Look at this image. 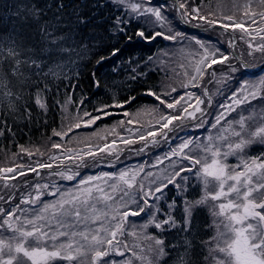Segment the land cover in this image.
I'll list each match as a JSON object with an SVG mask.
<instances>
[{"label": "snow or ice", "instance_id": "obj_1", "mask_svg": "<svg viewBox=\"0 0 264 264\" xmlns=\"http://www.w3.org/2000/svg\"><path fill=\"white\" fill-rule=\"evenodd\" d=\"M115 2L124 7L126 14H134L131 18H149L145 19L144 23L152 25L155 30L146 34L145 28L138 27L134 35L141 40L151 42L159 37L176 43L191 39L198 46L195 49H180L181 55L188 60V68L191 69L190 72L184 73L186 82L181 86L185 89L200 87L205 74L215 77V71L209 73L208 70L229 60V55L211 43L188 37L181 31H173L169 21L176 17L196 28H219L223 34H234L239 30L240 39L244 40L249 49V56L257 52L264 54V0H230L231 7H227L225 0H216L215 5H212L211 0H171L170 5L165 3L155 6H146L151 5V0ZM165 9L174 11L175 16L166 15ZM130 22L131 19L114 17V27L120 33L126 32L124 25ZM43 34L48 39L50 55L65 50L59 37L52 36L46 29ZM127 39L131 41L132 36H127ZM235 39L234 35L229 36L230 48L235 47ZM119 51L118 48L113 49L112 55H117ZM41 59L42 57L35 54L28 55L15 42L11 45L0 43V87L5 89L4 95H14L9 87L11 78L26 77L25 69L42 71ZM240 67L244 72L239 87L227 97L231 103H221L219 108L222 111L214 115V122L210 124V128L218 129L217 133L206 136L202 141L188 135H178L189 126L187 122L190 120H198L197 127L205 123L206 112L202 107L205 100L201 96L188 91L177 98L164 99L165 96L175 93L176 87L162 94L151 90L146 93L148 96H154L163 109L170 111L152 109L151 112L155 113V123H150L149 130L141 132L138 140L145 142L144 147L149 144L158 145L161 141L179 140L180 143L171 147L170 151L153 165L156 167L165 159L172 160L176 157L178 159L171 165L173 171H165L162 176L149 180L147 185L141 180L143 168L124 169L117 174L88 176L81 178L74 188L65 190L54 184L36 183L32 191L23 196L15 207H0V264H135L136 261L139 264H156L166 255L164 240L148 235L147 229L153 226L164 231L165 225L170 228L178 225L170 214L167 218L158 220L156 213L159 208L150 201H158L160 196L157 194H162L169 185H175L181 191L186 190L176 183L179 177L187 184L189 177L183 176L184 172L195 178L201 195L194 200H185V228L182 231L188 230L192 212L197 207L206 206L212 217L213 235L203 241L207 251L205 259L210 260L211 264H264V152L252 155L246 151L252 144L264 145V122L249 129L247 121L253 118L252 115H240L239 119L227 121V117L242 105L251 104L257 99L264 100V79L249 84L244 80V76L248 75L247 62H242ZM231 71L235 72L237 68L231 66ZM260 71L264 72V68ZM203 95L208 97L210 107L211 97L206 88L203 89ZM134 99L135 97H132L123 103L115 102L105 107L123 108ZM35 103L46 109V103L39 93L35 97ZM97 111L109 115L104 108ZM123 115L128 117L131 114L124 111ZM84 116L90 117L84 121L85 126L95 124L101 118L92 117L88 112H85ZM138 116L139 113L136 114V117ZM136 117L129 119L127 123L138 122ZM259 117L264 121V111ZM224 121H227L226 125ZM120 123L123 124L124 121ZM80 127L81 122L78 120L65 131L53 130V135L63 140L73 128ZM129 131L131 132V129ZM112 132H115V128ZM119 139L126 145L135 142L123 137ZM115 144L116 141L113 140L111 143L95 145V150L89 146L87 151L66 148L63 149L66 153L64 157L52 154L49 159L59 161L58 168L64 166L65 159L72 160L79 168L84 164L86 157L95 158L99 153L115 155L118 159L121 150L116 149ZM144 147L139 151L143 152ZM51 148L61 150L62 145L53 143ZM21 152L29 157L35 154L23 147ZM36 152L44 155L39 149H36ZM184 161H187V164H183ZM181 164L183 166L177 170V166ZM25 167L24 164L0 167V181H5L6 188L14 187L8 184V180L16 179L17 174L24 176L31 172L39 175L41 169H52L53 163L38 162L35 167H28L27 171H24ZM64 167L65 170L57 171L53 175L68 181L76 180L79 173L73 172L71 167ZM17 169L20 171L17 172ZM153 176L151 172L145 173L144 179ZM157 179L161 182L156 183ZM152 184L156 186L153 188ZM45 196L54 199L45 200ZM5 202L9 203L10 200ZM20 205L28 207L22 208ZM131 205H135V208ZM174 205L175 202L170 204L169 208ZM153 208L154 212L146 211ZM142 215L146 216L147 220L140 226V230L137 231L135 226L128 230L126 225L129 218ZM125 235L140 242L129 245L122 239ZM143 241L150 243L145 246ZM126 252L131 253V258L119 262L113 258L124 257Z\"/></svg>", "mask_w": 264, "mask_h": 264}, {"label": "trees", "instance_id": "obj_2", "mask_svg": "<svg viewBox=\"0 0 264 264\" xmlns=\"http://www.w3.org/2000/svg\"><path fill=\"white\" fill-rule=\"evenodd\" d=\"M165 3L170 5L171 0H151V5L147 6ZM211 3L215 5L216 0H211ZM225 3L227 7H231L230 0H225ZM165 14L170 17L175 16L174 11L169 9H165ZM133 15L126 14L124 7L114 0H0V43L11 45L15 42L28 55L35 54L42 57L40 60L42 71L25 69L26 77L11 78L9 87L14 93L13 96L4 95L5 89L0 87V167H16L18 164L35 167L38 162L53 163V168L42 169L40 176L29 172V175L22 179L20 177L21 180L17 181V184L21 185V189H18L20 186L15 190L13 187L10 189L4 187L6 189L2 191L3 188L0 187V197H3L0 199V207L1 205L15 207L23 196L32 191V184L36 181L61 185L62 179L54 180V176L57 175L53 173L67 165L79 173L77 182L81 178L98 173L117 174L133 166L143 168L141 178H144V174L152 168L151 163L155 164V161L163 158L171 147L180 143L179 140L173 139L144 147L145 142L139 141L138 137L134 136L136 132L148 131L150 123H155L153 119L155 113L151 112L152 109H163L154 96L146 94L149 90L162 94L176 87L175 93L164 97L166 100L177 98L188 91L201 96L205 100V104L202 105L206 112L205 123L197 127L199 121L190 120L187 122L189 126L178 135H188L202 141L210 129V124L214 122V115L222 111L219 105L226 104L227 97L239 87L244 72V69L240 67L241 63L246 61L249 69L258 68L264 63V54L257 52L252 56L248 55L249 49L244 40L240 39L239 30L234 34H223L219 28L211 30H206L204 27L196 28L176 17L169 21L173 31H181L188 37L211 43L229 55V60L223 64H216L213 69L208 70L209 73L214 70L215 77L205 74L200 87L185 89L181 86L183 82H186L184 73L190 72L191 69L188 68V60L181 55L180 49L182 47L195 49L198 46L191 39L176 43L159 37L151 42L141 40L134 35L138 27L145 28L146 34L155 29L152 25L144 23L145 19L149 18H131ZM117 16L126 20L131 19L129 24L124 25L125 33L118 32L114 27V17ZM45 29L52 36L60 38L64 51L50 55L51 48L43 34ZM129 35L132 36L131 41L127 39ZM230 35L236 38L233 50L228 46ZM117 48L120 51L113 56L112 50ZM231 66L236 67L237 71H231ZM258 79H264V72L253 73L248 70V75L244 76L247 82ZM204 88L208 90L211 97L210 107L208 97L203 95ZM37 93L46 103V109L40 108L35 103ZM132 97L135 99L125 104L123 108L105 107L115 102L123 103ZM101 108H104L109 115L97 111ZM124 111H128L131 115L124 116ZM262 111H264V100L257 99L251 104L237 108L227 117V121L237 119L240 115H252L255 118L250 119L248 123V128L252 129L264 122L259 117ZM65 112L70 115L66 120ZM85 112L90 113L92 117L100 116L101 118L95 124L89 126L81 124L80 128H73L69 132L70 136H81L82 138H78L77 142L81 141L82 144L73 143L69 148L83 147L87 151V148L91 146L95 150V145H103L115 140L114 147L121 150L119 158L117 159L115 155L99 153L95 158L86 157L84 164L79 168L72 160L64 161V166L58 168L59 161H50L49 157L52 154L65 153L63 150L65 143L53 135V130L60 131L68 119H71L70 122L72 119L80 122L89 120L90 117L84 116ZM137 113H139L138 117H136ZM133 117H136L138 122L127 123ZM121 121L124 123L121 124ZM227 121L223 123L227 124ZM113 128H115L114 133ZM119 137L132 139L135 142L126 145ZM53 143H60L63 148L52 149ZM21 147L35 154L29 157L21 152ZM142 147L144 151L140 152ZM36 149L44 155L41 156ZM246 151L252 155L264 152V145L252 144ZM177 159L164 161L171 163ZM183 164H187V161ZM183 164L178 165L177 170ZM160 171L164 174L165 171L171 172L173 169L167 166ZM182 175L189 177L187 184L179 177L176 183L186 190L181 191L175 185H169L162 194H157L160 196L158 201H150L159 208V212L156 213L158 220L167 218L170 214L176 219L178 225L172 228L165 225L164 231L153 226L147 229L148 235L164 240L166 255L156 264L209 263V260L205 259L207 251L203 243L213 235L208 208L206 206L195 208L191 223L187 226L188 230L182 231L185 228L183 211L185 200H194L201 195L200 186L195 178L187 172ZM160 182L156 180V183ZM73 184L65 183L64 185L70 187ZM155 186L152 184L153 188ZM65 189L69 188L62 187V190ZM44 199L52 200L53 198L45 196ZM9 200V203L5 202ZM173 202H175L174 207L169 208ZM131 207L135 208V205ZM146 211L154 212L155 208ZM146 220L147 217L144 215L130 217L126 227L130 230V225L134 224L139 231ZM122 239L129 245L134 243L129 241L127 235ZM142 243L146 246L150 242ZM128 254L130 252H126L121 258H125ZM153 259L155 261V257Z\"/></svg>", "mask_w": 264, "mask_h": 264}, {"label": "rangeland", "instance_id": "obj_3", "mask_svg": "<svg viewBox=\"0 0 264 264\" xmlns=\"http://www.w3.org/2000/svg\"><path fill=\"white\" fill-rule=\"evenodd\" d=\"M115 1V0H114ZM161 1V0H160ZM136 2H143V0H136ZM147 6V5H146ZM239 59V58H238ZM264 63H262L261 65H263ZM264 67V66H263ZM263 67H261V68H263ZM261 68H257V71H255V72H258V71H260L261 70ZM254 73V72H253ZM259 80V79H258ZM258 80H252V81H250V82H248L249 84H253V83H256ZM227 103H231V101L230 100H227L226 101V104ZM65 115H64V117H65V120L68 118L67 116H70L67 112H65L64 113ZM232 114V113H231ZM255 117H253L252 118V120L254 119ZM237 119H239V117L237 118ZM70 120L71 119H68V121L63 125V127L61 128V130L60 131H65V130H67L71 125H73V124H75L76 122H77V119H72V121L70 122ZM251 120V121H252ZM85 121H87L86 119H85ZM230 121H232V120H230ZM249 123V120L247 121V124ZM81 124H83L84 125V121L83 122H81ZM226 125V124H225ZM217 131H218V129H213V128H210L209 129V131H208V133L203 137V139L206 137V136H208V135H215L216 133H217ZM138 135H140V132H136L135 134H134V136H137L138 137ZM58 137V136H57ZM60 138V137H59ZM78 138H82L81 136L80 137H74V136H70V133H68V135L67 136H65V140L64 141H61V138H60V141L61 142H63V143H65V145H64V148L66 149V148H69L70 147V145L71 144H73V143H75V144H79V145H81L82 143H81V141L80 142H77V139ZM202 139V140H203ZM86 143V142H85ZM63 148V147H62ZM75 149H83V147H80V148H75ZM58 156H65L66 155V153H58L57 154ZM173 158H176V157H173ZM64 161H68V159H65ZM168 161V160H167ZM156 162L157 161H155V164H152L151 163V169L148 171V173L149 172H151V173H153L154 174V176L153 177H151V178H148V179H144V178H141V180L144 182V183H149V180H151V179H155V177L156 176H162L163 174L161 173V171L160 170H162L163 171V169H166L167 168V166L169 167V166H171L172 164H173V162H175V160L173 161V162H171V163H169V162H166V161H164L163 163H161V164H159L158 166H156V167H154L153 165H156ZM166 162V163H165ZM165 163V164H164ZM163 165H164V167H163ZM67 167H71V166H69V165H67ZM27 168L28 167H25V169H24V171H27ZM138 168H140V167H136V166H133V167H131V169H138ZM72 169V168H71ZM42 170V169H41ZM41 170H39V175H37V176H40V174H41ZM62 170H65V167H63V168H61L59 171H62ZM20 171V169H17V172H19ZM72 171L73 172H75L73 169H72ZM57 172V171H56ZM155 172V173H154ZM31 173V172H30ZM36 174V173H35ZM99 174H102V173H98V174H96V175H99ZM112 174V173H111ZM115 174V173H114ZM142 174V173H141ZM11 175H13V174H9V176H11ZM27 175H29V172H28V174ZM27 175H24V176H20V175H16V179H9L8 180V184L9 185H13L14 187V190L15 189H17V187L18 186H20V188H18V189H21V185L20 184H17V181H19V180H21L23 177H25V176H27ZM142 176V175H141ZM20 177H21V179H20ZM78 177V176H77ZM77 177H76V179H77ZM86 178V177H85ZM59 179H62L61 177H59V176H54V180H59ZM158 180V179H157ZM32 181V180H31ZM68 183V184H72V183H74L72 186H70V187H66L64 184L65 183ZM36 183H42L43 184V182L42 181H40L39 180V182H35V183H33L32 185H35ZM4 184H5V181H0V187H2L3 188V190L2 191H5L4 189H6V188H4L5 186H4ZM76 184H77V181L76 180H73V181H68V180H65V179H62V183H61V185H58V184H56V186H58V187H60L61 188V190H62V187H64V188H69V189H71V188H74L75 186H76ZM9 189L10 188H12V187H8ZM7 188V189H8ZM50 197V196H49ZM53 199H54V197H52ZM1 207H3L4 209H8L9 207H5V206H2L1 205ZM22 207L23 208H27L28 206L27 205H22ZM211 224H212V217H211ZM134 226V224H132V225H130V230L132 229V227ZM140 230V229H139ZM138 231V230H137ZM129 237V241L130 242H136L135 240H134V238L133 237H130V236H128ZM138 250V249H137ZM115 260H117L118 262L119 261H122L123 259H126V258H131V253L130 254H128V256H126L125 258H121V257H113ZM135 264H139V262L138 261H136L135 262ZM208 264H211V262H210V260H209V263Z\"/></svg>", "mask_w": 264, "mask_h": 264}, {"label": "water", "instance_id": "obj_4", "mask_svg": "<svg viewBox=\"0 0 264 264\" xmlns=\"http://www.w3.org/2000/svg\"><path fill=\"white\" fill-rule=\"evenodd\" d=\"M232 50H233V48H231ZM239 61V60H238ZM240 62V61H239ZM264 66V64L261 66V67H263ZM260 67V68H261ZM252 72H255V71H257V69H250ZM65 140V137H64V139L62 140V141H64Z\"/></svg>", "mask_w": 264, "mask_h": 264}]
</instances>
